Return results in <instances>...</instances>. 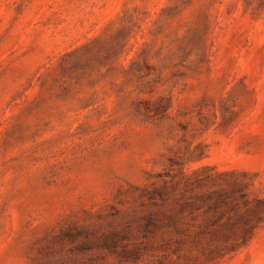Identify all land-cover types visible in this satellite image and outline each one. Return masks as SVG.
I'll use <instances>...</instances> for the list:
<instances>
[{
  "label": "rangeland",
  "instance_id": "374dc122",
  "mask_svg": "<svg viewBox=\"0 0 264 264\" xmlns=\"http://www.w3.org/2000/svg\"><path fill=\"white\" fill-rule=\"evenodd\" d=\"M0 264H264V0H0Z\"/></svg>",
  "mask_w": 264,
  "mask_h": 264
}]
</instances>
